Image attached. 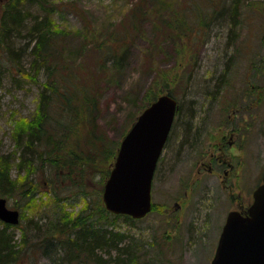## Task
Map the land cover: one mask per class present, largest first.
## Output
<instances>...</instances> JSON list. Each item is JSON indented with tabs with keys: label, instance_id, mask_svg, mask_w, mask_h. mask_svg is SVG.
<instances>
[{
	"label": "rangeland",
	"instance_id": "374dc122",
	"mask_svg": "<svg viewBox=\"0 0 264 264\" xmlns=\"http://www.w3.org/2000/svg\"><path fill=\"white\" fill-rule=\"evenodd\" d=\"M8 1L0 0V15ZM188 1L47 0V7L53 4L48 11L27 1L20 4L30 14L23 22L25 29L0 45V159L10 160V178L17 179L25 169L17 163L15 128L36 115L40 89V83L18 70L33 71L30 45L25 46L31 16L48 15L64 32V47L78 54L86 48L92 51L93 45L112 30L123 29L125 20L138 13L134 17H140V30L127 40L123 70L114 83L102 87L97 123L107 140L120 141L151 89L161 87L160 94L167 93V85L179 103L153 176L151 211L131 222L120 216L108 227L125 234L119 248H135L139 264H210L228 211L252 200L264 171V0H250L247 6L254 8L253 16L235 27L226 25L225 18L199 27L195 12L188 11L185 17L192 23L176 41L160 29L158 19L167 22L171 11ZM197 1L201 8L212 9L205 0ZM37 77L43 81L42 73ZM232 130L237 144L222 149L232 167L219 163L210 170V155H219L223 135L222 142L229 147ZM105 165L96 162L81 180L73 172L70 181L62 169L57 173L39 168L32 173L37 184L33 195L29 191L22 196L18 189L3 196L9 207L20 211L18 227L9 228L19 250L43 238L41 231L48 222L59 221V228H64V216L73 219L86 206L83 197L92 201L99 194L101 199ZM37 224L43 225L41 231L34 227ZM110 250L109 254L97 248L89 264L99 260L121 264L114 260L116 248ZM23 264L71 263L58 254L39 252Z\"/></svg>",
	"mask_w": 264,
	"mask_h": 264
},
{
	"label": "trees",
	"instance_id": "16d2710c",
	"mask_svg": "<svg viewBox=\"0 0 264 264\" xmlns=\"http://www.w3.org/2000/svg\"><path fill=\"white\" fill-rule=\"evenodd\" d=\"M27 1L45 7L47 11L53 8L50 3L46 6L47 0H9L0 15V45H3L10 35L19 36L21 30L25 29L23 22L30 14L25 12V8L20 4ZM191 1L180 4L176 11H171L167 22L158 19L160 29L169 32L171 38L176 41L192 23L186 20L188 11L195 12L199 27H209L213 20L223 18L228 26H240L242 20L253 16L254 13V8L247 6L250 0H230L228 5L225 4L227 0H205L212 9H203L197 0L192 3ZM136 14L138 13L135 12L129 20H125L123 29L112 30L108 37L93 45L92 51H87L86 48L84 52H79L80 55L76 54L75 50L64 47V38L61 37L64 32L54 26L48 15L43 18L31 16L33 18L26 27L28 32L25 46L30 45V67L33 71H22L20 68L18 70L33 82L40 83L38 110L36 115L22 125L18 122L15 128L14 140L19 151L17 163L25 169L24 175L21 176L18 172L19 177L11 179L10 160L6 157L0 159V196H6L18 189L21 190L19 192L22 196L29 191V195H33L37 184L34 183L32 173L39 168L57 173V170L62 169L70 181L71 173L77 172L81 180L88 172V167L92 168L99 161L105 162L106 169L102 173V180L105 182L115 160L119 141L107 140L98 129L100 96L102 87L114 83L115 75L123 70L125 50L130 45L127 40L140 30V17H134ZM39 73L44 77L41 82L37 77ZM165 87L168 88L167 85ZM167 88L166 92L171 95L172 89ZM160 90L151 89L144 96L146 104L141 108L159 96ZM185 115L187 118L193 117ZM83 198L87 199L86 206L75 213L73 219L64 216V228H59L61 222L53 221L45 226L41 224V231V225L37 224L34 227L44 234L43 238L33 240L30 245H23L20 250L9 230L17 225L0 220V264H23L24 260L30 263L32 257L39 252L49 257L58 254L60 260L71 264L73 260L89 264V259L97 248H105L110 254V248L113 247L117 251L115 262L139 264L136 259L138 255L134 254L135 248H119L125 234L108 229L109 224L120 216L130 222L136 219L107 211L99 194L92 201L87 196ZM47 249L50 252H46Z\"/></svg>",
	"mask_w": 264,
	"mask_h": 264
},
{
	"label": "water",
	"instance_id": "95a60500",
	"mask_svg": "<svg viewBox=\"0 0 264 264\" xmlns=\"http://www.w3.org/2000/svg\"><path fill=\"white\" fill-rule=\"evenodd\" d=\"M176 109L177 99L161 94L127 130L101 192L107 210L133 218L151 210L152 177ZM252 197L246 214L228 212L210 264H264V175ZM0 220L19 222V209L8 207L5 197H0Z\"/></svg>",
	"mask_w": 264,
	"mask_h": 264
},
{
	"label": "flooded vegetation",
	"instance_id": "af4514ba",
	"mask_svg": "<svg viewBox=\"0 0 264 264\" xmlns=\"http://www.w3.org/2000/svg\"><path fill=\"white\" fill-rule=\"evenodd\" d=\"M235 131H236V130H232V132H229L228 140H227V142H228V144H229V147H225V146H224L222 140L225 138V135L222 136V140L219 141L218 148H217V150L220 152L219 155L217 156V155H215V154L212 153V154L210 155V157H209L208 162H209V165H210V166H209V167H210V168H209L210 170H213V168H214L217 164H219V163H220V164L228 165L229 167H232L233 164H231V162H228L227 156H225V153H224V151H223L222 149H229V148H233V147H235V145L237 144V142H236V139H237V138L235 137V135H234V133H233V132H235ZM165 144H166V143H165ZM165 146H166V145H165ZM164 148H165V147H164ZM196 151H197V149H196L194 152H196ZM176 152H178V151H176ZM214 159H216L217 161L213 162ZM159 161H160V160H159ZM159 161H158L157 167H158V165H159ZM227 173H228V170L225 169V170H224V175H226ZM260 179H262V176H261ZM259 183H261V180L256 184V186H257ZM252 200H253V198H252ZM252 200L249 201V202H247V203H245V204H237V205H236V208H234V209L239 210L241 214L246 213V211H247L246 208L251 204Z\"/></svg>",
	"mask_w": 264,
	"mask_h": 264
},
{
	"label": "bare ground",
	"instance_id": "6f19581e",
	"mask_svg": "<svg viewBox=\"0 0 264 264\" xmlns=\"http://www.w3.org/2000/svg\"><path fill=\"white\" fill-rule=\"evenodd\" d=\"M71 50V49H70ZM20 72V71H19ZM22 73V72H21ZM22 74H24V73H22ZM26 76V75H25ZM17 209V208H16ZM18 210V209H17ZM73 262V264H83V261H75V260H73L72 261Z\"/></svg>",
	"mask_w": 264,
	"mask_h": 264
}]
</instances>
